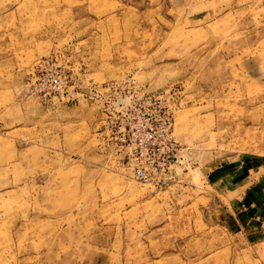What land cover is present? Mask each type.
<instances>
[{
    "label": "rangeland",
    "instance_id": "374dc122",
    "mask_svg": "<svg viewBox=\"0 0 264 264\" xmlns=\"http://www.w3.org/2000/svg\"><path fill=\"white\" fill-rule=\"evenodd\" d=\"M261 175L264 0H0V264H264Z\"/></svg>",
    "mask_w": 264,
    "mask_h": 264
},
{
    "label": "crops",
    "instance_id": "0c3cea01",
    "mask_svg": "<svg viewBox=\"0 0 264 264\" xmlns=\"http://www.w3.org/2000/svg\"><path fill=\"white\" fill-rule=\"evenodd\" d=\"M254 171L251 173L252 177ZM245 190L243 197L246 202L245 206L251 208L258 219H264V177L261 175L258 182L251 181L250 186Z\"/></svg>",
    "mask_w": 264,
    "mask_h": 264
},
{
    "label": "built area",
    "instance_id": "2783aa9c",
    "mask_svg": "<svg viewBox=\"0 0 264 264\" xmlns=\"http://www.w3.org/2000/svg\"><path fill=\"white\" fill-rule=\"evenodd\" d=\"M173 126H174L173 120L171 118H166V121L164 123V127L167 128L168 130H170V129L172 130ZM137 176H138V178H142V177H144V173L141 170H138Z\"/></svg>",
    "mask_w": 264,
    "mask_h": 264
}]
</instances>
